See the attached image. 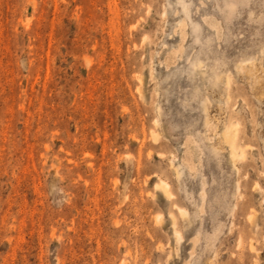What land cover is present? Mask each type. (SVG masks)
Instances as JSON below:
<instances>
[{
    "label": "rangeland",
    "instance_id": "rangeland-1",
    "mask_svg": "<svg viewBox=\"0 0 264 264\" xmlns=\"http://www.w3.org/2000/svg\"><path fill=\"white\" fill-rule=\"evenodd\" d=\"M0 264H264V0H0Z\"/></svg>",
    "mask_w": 264,
    "mask_h": 264
},
{
    "label": "bare ground",
    "instance_id": "bare-ground-1",
    "mask_svg": "<svg viewBox=\"0 0 264 264\" xmlns=\"http://www.w3.org/2000/svg\"><path fill=\"white\" fill-rule=\"evenodd\" d=\"M232 127H230V129H231ZM233 129V128H232ZM232 129H231V131L230 130H227L225 133H226V137L224 138V139H228L229 140V142H230V147H231V156H232V158L234 159L235 158V156L237 155V150H236V145H235V141H236V139L235 138H237L236 137V135H234L236 132H235V130H234V132L232 133ZM224 133V132H223ZM225 133H224V135H225ZM237 134V133H236ZM223 135V136H224ZM228 144V143H227ZM163 183V184H162ZM161 184H160V186L161 187H168V185L166 186L165 184H166V182L164 183V182H162ZM163 185H165V186H163ZM165 189V188H164ZM166 192V191H165ZM168 193V192H167ZM166 193V194H167ZM181 211H183V209H181ZM180 211V212H181ZM186 213V212H185ZM184 214V213H183ZM176 235H178L177 233H176Z\"/></svg>",
    "mask_w": 264,
    "mask_h": 264
}]
</instances>
